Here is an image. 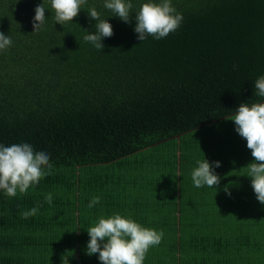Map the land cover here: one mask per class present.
I'll return each instance as SVG.
<instances>
[{
  "label": "trees",
  "instance_id": "16d2710c",
  "mask_svg": "<svg viewBox=\"0 0 264 264\" xmlns=\"http://www.w3.org/2000/svg\"><path fill=\"white\" fill-rule=\"evenodd\" d=\"M39 3L0 0V31L12 38L0 52V142L30 140L53 164L27 192L0 194V264H102L86 252V229L113 212L163 232L144 264H264V206L247 182H181L186 152L217 146L209 127L262 99L252 82L264 74V0H173L183 21L159 40L137 39L134 13L128 23L106 16L101 50L83 39L95 23L86 9L61 24L45 0L34 30ZM92 6L111 15L101 0L82 5ZM130 158L156 159L167 182H105L107 165ZM231 225L232 236L221 231Z\"/></svg>",
  "mask_w": 264,
  "mask_h": 264
},
{
  "label": "clouds",
  "instance_id": "9594fccd",
  "mask_svg": "<svg viewBox=\"0 0 264 264\" xmlns=\"http://www.w3.org/2000/svg\"><path fill=\"white\" fill-rule=\"evenodd\" d=\"M55 10L54 20L62 24L70 17L76 16L81 9H86L87 15L94 20V30L87 31L83 39L93 47L101 50L104 45L102 38L112 35V26L106 16H116L125 23L129 22L130 13H134L133 30L137 39L142 41L148 36L159 40L175 31L183 21V14L178 11L173 0H101L102 7L111 15H102L95 7L83 8L88 0H46ZM45 0L34 8L33 29L40 28L45 22ZM12 45V38L0 31V52ZM254 95L262 99L255 102H240L229 118L234 122V130L245 139L246 147L251 150L252 162L247 164L246 176L256 200L264 206V74H260L252 82ZM220 162H209L204 156L197 160L191 170L193 186L214 187L220 177L215 172ZM53 164L50 154L45 148H38L27 139L16 143L0 142V194L11 197L17 192H27L29 186L38 184L41 178L50 175ZM227 192V189H226ZM230 194V193H228ZM100 196H93L87 207L92 208L100 203ZM44 201L53 203L52 193H46ZM39 212L38 204L22 211L24 216ZM88 241L86 252L97 254L102 264H144L146 253L150 247L160 244L163 232L146 227L131 215L113 212L110 215H100L86 229ZM67 264V261H66Z\"/></svg>",
  "mask_w": 264,
  "mask_h": 264
},
{
  "label": "crops",
  "instance_id": "0c3cea01",
  "mask_svg": "<svg viewBox=\"0 0 264 264\" xmlns=\"http://www.w3.org/2000/svg\"><path fill=\"white\" fill-rule=\"evenodd\" d=\"M217 146H214L212 148H207L198 151L194 149L192 151V148L186 152L187 158L189 159L192 163V168L195 166V162L197 160L203 159V156L209 161V162H214V161H219L220 166L215 167V172L216 174L220 177L219 182H247L244 185H246V191L249 193H254L252 190V187L250 185V178L247 177L246 171H247V164L252 162L251 158H244L243 160H238L235 157H227V156H221V152L223 151L224 147H221L216 143ZM251 151V150H248ZM249 153V152H248ZM247 153V154H248ZM217 154H220V157H217ZM154 155V154H153ZM152 156V155H151ZM164 158V157H163ZM161 157V159H163ZM140 160H134V158H130L129 162L127 161H120L119 163L114 162L113 164L107 165L104 170L101 171V175L105 178V182H109V180L112 179L110 182H167L164 180V173H168V171H156L154 170L157 166L154 164V159L150 158H138ZM162 160H160L161 162ZM239 163L240 166H242V170H238L237 172L235 170H227L226 167H228L230 164L231 165H236ZM165 164V162H164ZM151 165H153L151 167ZM160 165H162L160 163ZM156 166V167H154ZM173 166V162L170 164V167ZM162 168V166H161ZM165 168V166H163ZM169 169V166H168ZM162 176V179H157L158 175ZM179 173V171H177ZM187 176H184L183 179H181V182H192L191 180V175L187 173ZM130 185L133 187L132 183ZM243 185V186H244ZM137 191L136 194H138V188L139 186H136ZM143 193L145 195H149L150 193L143 190ZM127 201V200H126Z\"/></svg>",
  "mask_w": 264,
  "mask_h": 264
},
{
  "label": "rangeland",
  "instance_id": "374dc122",
  "mask_svg": "<svg viewBox=\"0 0 264 264\" xmlns=\"http://www.w3.org/2000/svg\"><path fill=\"white\" fill-rule=\"evenodd\" d=\"M230 116L223 118L221 120L216 121V123L212 124L209 129H210V134H213V136L219 134L220 137L217 140V143L219 146L224 147L223 151L221 152V156H227V157H235L238 160H243L244 158L248 157L251 158L252 160L254 159L251 156V151H248L250 149H248L246 147V141L245 139H243L242 137L239 136V134L234 130V122L229 118ZM249 152V153H248ZM248 153V154H247ZM217 157H220V154H217ZM242 166L239 165V163H237L236 165H229L228 167H226L227 170H235L236 172L238 170H242ZM136 196V195H135ZM138 196V195H137ZM136 196V197H137ZM146 199H151V196L145 195ZM155 198V196H154ZM136 199H143V198H136ZM224 207V205H222ZM221 206V207H222ZM258 209L260 211V214H262L263 211V206L259 203L258 204ZM218 209H220V206ZM237 212L242 211L243 210V205H237ZM232 215V212H230V217ZM230 228L226 229H221V231H224V233L232 234V231L235 230L232 225L229 226ZM237 231H243L246 233L245 229H240ZM230 236V235H229Z\"/></svg>",
  "mask_w": 264,
  "mask_h": 264
}]
</instances>
